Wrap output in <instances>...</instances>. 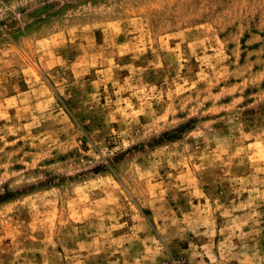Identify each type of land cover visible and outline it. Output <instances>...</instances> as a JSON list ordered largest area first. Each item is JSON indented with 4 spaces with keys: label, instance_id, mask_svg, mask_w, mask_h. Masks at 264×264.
Instances as JSON below:
<instances>
[{
    "label": "rangeland",
    "instance_id": "rangeland-1",
    "mask_svg": "<svg viewBox=\"0 0 264 264\" xmlns=\"http://www.w3.org/2000/svg\"><path fill=\"white\" fill-rule=\"evenodd\" d=\"M0 264H264V0H0Z\"/></svg>",
    "mask_w": 264,
    "mask_h": 264
}]
</instances>
